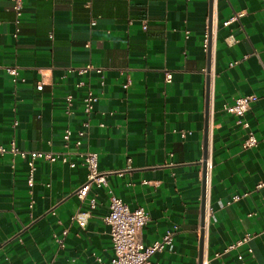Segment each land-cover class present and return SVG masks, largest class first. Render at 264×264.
Listing matches in <instances>:
<instances>
[{
	"label": "crops",
	"instance_id": "obj_1",
	"mask_svg": "<svg viewBox=\"0 0 264 264\" xmlns=\"http://www.w3.org/2000/svg\"><path fill=\"white\" fill-rule=\"evenodd\" d=\"M12 4L0 0V142L77 164L37 158L31 186L27 157L0 154V264H110L109 188L148 211L145 244L175 230L153 254L160 264H264V0H23L19 22ZM88 87L98 100L81 148L121 172L80 199L87 170L72 150ZM245 94L257 98L239 122L224 104ZM249 129L257 143L246 147ZM85 210L82 226L73 215Z\"/></svg>",
	"mask_w": 264,
	"mask_h": 264
},
{
	"label": "built area",
	"instance_id": "obj_2",
	"mask_svg": "<svg viewBox=\"0 0 264 264\" xmlns=\"http://www.w3.org/2000/svg\"><path fill=\"white\" fill-rule=\"evenodd\" d=\"M13 8L16 11L17 18L16 21H20V15L23 8V0H12ZM95 20H92L94 23ZM146 27V25H145ZM18 29V28H17ZM211 28L207 27L205 31V41L204 46L207 48L210 44ZM232 61L230 64H233ZM6 70L13 76L14 80L18 78V67L16 65H6ZM93 65L90 63L79 67V72L83 73L92 68ZM166 80H172V72L167 71ZM79 84H84L81 81ZM130 81H126L124 86L128 87ZM39 88H42V83L38 84ZM257 98L255 94H245L240 95L234 99L231 103H225L224 109L238 116V121L242 122V118L250 108L251 102ZM67 105L65 111L67 113L72 112V106L74 103L73 94L68 93L66 96ZM98 100V95L94 90L88 87L83 96V111L84 118L82 120V127L78 129V136L74 139L75 149L73 152L78 153L81 156V163L86 167L87 177L83 183L76 189L77 196L80 199H84L91 186L96 185H108V175L114 171L121 172V170H102L99 168V159L97 151L90 149H82L81 146L84 142V137L87 134L88 127L91 125V114L94 109L95 102ZM247 124V123H246ZM185 131L183 132V134ZM72 128L70 126L66 127L63 138L65 145H69L71 142ZM257 143L256 134L252 129L248 130V136L244 141V146H252ZM6 152H11L15 156H20L28 159V164L30 167L28 182L32 186L34 183V170H35V160L37 158H45L51 161L56 159H61L62 161H67L71 166L77 164L76 161L70 160L68 157V151H53V150H43V149H26L17 145L15 139H11L8 144L0 142V154H5ZM208 162V157L204 158ZM263 182L259 183L261 186ZM32 191V188L30 189ZM109 212L104 215V220L109 225V233L112 237L114 255L111 259L110 264H160V262L153 258V254L156 251L163 250L167 244L173 242L175 230H168L161 238L155 240L151 244H145L143 240V229L148 221L149 215L148 211L144 206H138L135 208H130L128 203L117 195L112 188H109ZM239 195H235L234 198H238ZM90 207H95L97 204V198L95 195L90 197ZM33 203H30L32 206ZM32 215V213H30ZM90 216V211H78L73 217L78 220L80 225L84 226L87 223L88 217ZM176 228V226H175ZM66 231V230H65ZM253 233H246V235L240 239L237 243L229 245L227 248L233 247L236 244H240L249 238H251ZM61 244L63 243L62 238L57 236ZM44 264H54L51 261H47ZM226 264V263H223Z\"/></svg>",
	"mask_w": 264,
	"mask_h": 264
},
{
	"label": "water",
	"instance_id": "obj_3",
	"mask_svg": "<svg viewBox=\"0 0 264 264\" xmlns=\"http://www.w3.org/2000/svg\"><path fill=\"white\" fill-rule=\"evenodd\" d=\"M211 15V14H210ZM209 27L211 28V16L209 18ZM205 149H204V158L207 157L208 154V126L206 124V131H205V141H204ZM207 160L204 159L203 162V196H202V209H201V224H205V215H206V177H207ZM203 241H204V227L201 229V236H200V256H202L203 251Z\"/></svg>",
	"mask_w": 264,
	"mask_h": 264
}]
</instances>
